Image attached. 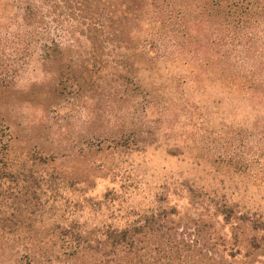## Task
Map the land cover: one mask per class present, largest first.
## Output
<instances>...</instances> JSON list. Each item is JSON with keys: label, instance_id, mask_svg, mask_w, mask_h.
Listing matches in <instances>:
<instances>
[{"label": "rangeland", "instance_id": "rangeland-1", "mask_svg": "<svg viewBox=\"0 0 264 264\" xmlns=\"http://www.w3.org/2000/svg\"><path fill=\"white\" fill-rule=\"evenodd\" d=\"M108 17H96L103 37L95 45L68 38L76 27L63 19L61 55L51 62L35 58L13 83L0 85V146L64 174L73 202L103 201L111 191L134 211L176 208L167 217L199 220L215 238L219 264H248L245 242L254 233L238 226L241 242L234 247L237 224H225L204 196L217 189L243 202L246 187V198L264 207L252 192L264 187V178L256 179L264 177V155L254 148L264 129L253 127L255 117L264 118V77L262 84L239 78L249 82L247 92H237L238 84L229 91L223 77L183 60L138 76L129 66L136 50L114 37ZM80 217L111 216L105 206L102 216ZM253 264H264V254Z\"/></svg>", "mask_w": 264, "mask_h": 264}, {"label": "trees", "instance_id": "trees-1", "mask_svg": "<svg viewBox=\"0 0 264 264\" xmlns=\"http://www.w3.org/2000/svg\"><path fill=\"white\" fill-rule=\"evenodd\" d=\"M105 12L114 37L136 50L129 66L138 76L183 60L223 77L229 91L238 84L237 92H247L249 82L239 78L256 84L264 77V0H0V85L13 83L35 58L51 62L61 55L63 19L76 27L68 38L79 35L95 45L103 37L96 17ZM260 121L255 117V129H264ZM255 145L264 155V139ZM66 182L46 162L0 146V264H219L215 238L199 220L177 221L167 217L176 208L162 206L134 211L111 191L103 201L73 202ZM244 189L243 202L217 189L204 197L225 224H237L234 247L241 242L238 226L254 233L245 242L253 264L264 254V207ZM254 191L264 198V187ZM105 206L111 217H80L85 211L102 216Z\"/></svg>", "mask_w": 264, "mask_h": 264}]
</instances>
